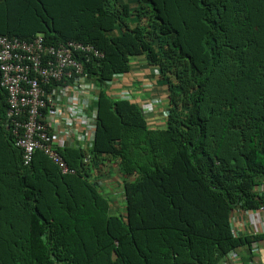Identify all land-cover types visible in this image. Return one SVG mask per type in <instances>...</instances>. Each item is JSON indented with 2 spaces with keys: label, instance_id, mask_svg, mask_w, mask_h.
Listing matches in <instances>:
<instances>
[{
  "label": "trees",
  "instance_id": "1",
  "mask_svg": "<svg viewBox=\"0 0 264 264\" xmlns=\"http://www.w3.org/2000/svg\"><path fill=\"white\" fill-rule=\"evenodd\" d=\"M0 34L104 53L83 59L94 147L59 151L73 174L40 150L24 163L0 85V264H219L264 237L231 223L264 207V0H0ZM139 55L167 86L165 128L105 91ZM114 157L124 205L100 168Z\"/></svg>",
  "mask_w": 264,
  "mask_h": 264
},
{
  "label": "built area",
  "instance_id": "2",
  "mask_svg": "<svg viewBox=\"0 0 264 264\" xmlns=\"http://www.w3.org/2000/svg\"><path fill=\"white\" fill-rule=\"evenodd\" d=\"M92 55L96 58L104 56L95 46L84 42L50 44L43 34L30 41L0 34V85L7 91L8 103L5 120L16 137V145L22 149L25 164H30L34 153L40 150L59 166L62 173H76L58 152L53 132L71 134L72 128L77 126L81 139L86 141L85 131L96 130L98 106L91 112L87 110L90 101L87 94L88 91L98 92L100 87L92 83L83 63V59L89 60ZM123 78V74L116 73L105 84L110 87L122 83ZM112 96L133 100L129 92ZM95 100L98 102L99 98ZM159 103L160 98H151L143 104L145 113L154 112ZM161 112L165 116L168 114ZM48 114L60 120L61 125L52 127L46 118ZM261 185V192L256 190L263 196L264 183L258 187ZM245 211L255 219L254 211ZM261 243V240H255L251 245L257 250Z\"/></svg>",
  "mask_w": 264,
  "mask_h": 264
},
{
  "label": "crops",
  "instance_id": "3",
  "mask_svg": "<svg viewBox=\"0 0 264 264\" xmlns=\"http://www.w3.org/2000/svg\"><path fill=\"white\" fill-rule=\"evenodd\" d=\"M104 54V53H103ZM124 76L122 83L114 84L113 86L106 87L105 91L108 96L112 97L115 93L119 92H129L133 95V100H125L132 103H136L143 110L142 105L147 100H150L152 96H159L162 98L163 103L167 104L168 94L167 86L160 80V70L158 66L152 65L148 62L146 55L132 56L129 61V69L127 71H122ZM92 83L98 86L97 81L94 79L93 75H90ZM151 85V86H150ZM87 96L90 98L87 110H92L96 105L99 108V101L95 99L99 98V88L97 91H88ZM64 103L67 104V99H64ZM162 106H158L156 113L144 114L147 120L148 126L150 128H165L166 121L161 114ZM99 112V109H98ZM47 121L52 127L61 125V121L54 118L52 114L47 115ZM99 118V116H98ZM98 123V121H97ZM54 142L57 145L59 151L65 148L80 149L89 154V151L94 147V142L96 139V130L87 129L86 141L81 139L82 134H80L79 128L76 126L72 128L71 134H60L53 132ZM90 141L92 145H90ZM85 154V155H86ZM83 157V160L88 161V157ZM120 158L114 157L111 160L105 161V163L100 165V168L105 170V189L110 191V197L117 204L124 205L125 197L123 191V184L120 177L119 168ZM256 188L261 192L260 188ZM117 194H115V193ZM264 192V191H263ZM254 211V216L249 215L243 209H234L231 214V223L233 227V232L239 236H257L264 234V211L261 209L252 210ZM262 243L259 249L254 250L252 245H245L243 247L237 248L227 254L226 258L222 260L219 264H264V237L261 239Z\"/></svg>",
  "mask_w": 264,
  "mask_h": 264
},
{
  "label": "clouds",
  "instance_id": "4",
  "mask_svg": "<svg viewBox=\"0 0 264 264\" xmlns=\"http://www.w3.org/2000/svg\"><path fill=\"white\" fill-rule=\"evenodd\" d=\"M38 35V34H37ZM113 76V75H112ZM112 78V77H111ZM110 78V79H111ZM106 86V85H105ZM151 86V85H150ZM108 87V86H107ZM99 93H100V90H99ZM114 97V96H113ZM153 97H157V98H160L161 99V103H159L157 106H156V108L158 107V106H162L163 108L161 109V111L163 110V111H167L168 112V114H167V116H165V115H163V113L161 112V114H162V116H163V118H167L168 117V115H169V103H167V104H165V103H163V100H162V98L161 97H159V96H152V98ZM149 100H147L146 102H148ZM146 102H144V103H146ZM143 103V104H144ZM8 104V103H7ZM142 108H143V113L145 114V111H144V107H143V105H142ZM156 111H157V109H155V111L154 112H152V113H149V114H153V113H156ZM146 114H148V113H146ZM58 152H59V150H58ZM64 174V173H63Z\"/></svg>",
  "mask_w": 264,
  "mask_h": 264
}]
</instances>
